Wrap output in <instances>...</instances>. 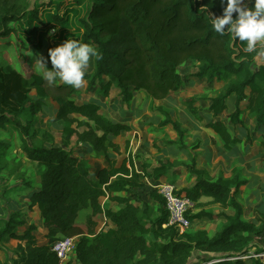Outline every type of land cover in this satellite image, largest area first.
<instances>
[{
    "label": "trees",
    "instance_id": "obj_1",
    "mask_svg": "<svg viewBox=\"0 0 264 264\" xmlns=\"http://www.w3.org/2000/svg\"><path fill=\"white\" fill-rule=\"evenodd\" d=\"M85 1L87 9L75 22L81 31L80 38L63 39L55 47L76 39L97 49L98 57L90 61L91 68L89 64L85 76L87 87L98 84L103 90L101 95L107 97L114 86L125 102L132 98V90L141 91L153 100H163L184 82L179 66L194 60L196 70L190 75L205 79L209 87L214 82L222 83L210 98L208 110L212 116H219L227 108V100L234 96L235 108L227 115L229 122L242 125L241 114L248 112L254 130L264 133V42L258 43L255 51L247 52L246 42L214 31L211 19L223 15L226 2L76 0V3L81 5ZM253 6L254 0H248V7ZM24 15L22 0H0V53L6 52L10 58L7 65H0V127L10 126L19 132L26 158L39 167V187L25 182L32 188L27 194L28 207H37L50 245L38 241L34 223L17 232V227L25 224L24 215L12 212L6 219H0L3 223L0 244L7 239L17 240L18 244L12 252L15 257L7 251L0 264H59L52 243L64 237H78L74 244L77 264H187L195 250L214 254L216 261L207 264H264V247L254 243L264 235V210H255L254 220L244 218L239 198L247 180L242 177V170L234 167L229 177L219 174L212 178L197 167L195 154L191 152L189 162L158 160L154 167L142 162L140 170L136 169L135 155L131 153L117 161L114 154H120V146L114 139L129 132L131 126L100 113L101 104L94 100L77 102L80 87L66 85L59 79L48 84L42 79L43 68L35 63L36 51L18 29ZM236 16L234 13L233 18ZM55 19L60 22V18ZM46 67L51 70L53 66L46 64ZM49 101L56 105L53 120L62 125L63 146L28 142L26 138L36 134L30 130L33 120L23 124L19 119L23 113L34 116L42 108L48 109ZM192 101L187 100L185 108L200 119ZM243 101L245 106L241 108ZM158 108L164 116L158 127L170 125L177 136L167 143L186 148L183 142L186 129L167 111ZM204 126L212 129L227 149L241 142V138L231 135L222 120L208 121ZM72 136L77 143L89 146L94 155L103 156L106 165L91 173L86 158L66 148ZM261 145L264 148V141ZM7 146L0 141V158ZM127 146L126 143L125 151ZM176 165L184 167L193 181L188 187L176 189L175 194L185 193L197 206H203L200 200L205 197L209 199L207 203L220 208L218 212L204 207L196 212L186 211L185 218L191 223L219 221L213 232L181 231L167 225L165 201L156 189L150 194L156 204L154 216L148 203L141 207L132 200L137 188L146 181H159ZM100 197L114 202L116 209L104 207ZM102 217L111 225L97 230ZM251 248L255 251L251 252Z\"/></svg>",
    "mask_w": 264,
    "mask_h": 264
},
{
    "label": "rangeland",
    "instance_id": "obj_2",
    "mask_svg": "<svg viewBox=\"0 0 264 264\" xmlns=\"http://www.w3.org/2000/svg\"><path fill=\"white\" fill-rule=\"evenodd\" d=\"M22 3L25 9V15L20 19L18 29L33 45L36 51V60L43 58L47 65L52 66L49 49L55 48V43L63 39L80 38L81 31L78 29L75 22L84 15L88 2L85 1L83 4L77 5L76 0H22ZM245 3L248 6V0H245ZM57 17L60 18V22L58 23L61 24L57 23L58 20L56 21L55 19ZM52 29H55L56 33L53 32ZM9 59V55L6 52L0 53V65H7L10 62ZM195 70L196 64L191 62L179 66L178 72L183 74V87L174 95L168 96L169 99L164 103L161 101L155 103L150 100V98L146 97L143 92L132 90V100H135L134 105L136 109L140 108L143 112L148 109V112L143 114L142 117H147L146 123H148L149 132L143 136L136 135L135 138L137 139H134L131 144L129 142L126 150L132 155H135V166L136 164H140V161L141 163L145 162L150 165L156 164L158 160H170L176 163H178V161L189 162L190 151L195 153L197 165L199 152H195L194 149L201 143L199 137L202 136L198 132H195L196 129L193 126L196 123L204 126V123L208 121L222 120L229 127L232 136L241 137V142L232 146L235 157L232 159L234 162L227 168V172H232L228 171L230 166L242 170V177L247 180V183L241 187L239 201L243 209L244 218L246 220H254L255 210H264V148L261 145V141H264V133L262 130H254L253 119L248 112H242L241 114L243 120L242 125H232L229 122L227 115L233 112L235 108L234 96L227 100V108L219 116L213 117L208 110L210 103L207 101L210 99L208 95L213 94L214 91L216 93L222 86V83L214 82L212 87H209L206 81L202 82L204 79L198 80L190 75ZM103 79L104 81L107 80L105 77ZM80 88L79 95L75 98L76 101L81 102L90 99L100 103V113L105 114L112 120H120L128 116V114H132L129 109L124 108V101L116 87L109 90L107 97L110 98L101 95L103 90L98 84L93 87H87V80H84ZM34 93V91H31V95H34ZM189 99H193L192 107L198 109L197 113L198 116L201 117L200 119L195 118L186 110L185 102ZM46 105L48 109L42 108V110L34 116H30L28 113H23L19 116L23 124H25L28 119L33 120V125L30 130L34 131L36 134L33 138L26 139L28 142H42L46 145L54 144L55 146H63L62 125L53 120L55 106L50 101L47 102ZM244 106L245 101L240 103L241 108H244ZM158 107L167 111L173 120L179 121L182 127L186 129L187 132L183 140L186 148L181 149L178 148L177 145L167 143V141L170 140L168 138L169 132L167 129H170V133H173L174 130L170 125L162 129L158 127L159 121L164 119L163 112L159 110ZM81 129L82 128H80V130ZM125 134L126 133H123L120 136H125ZM114 140L122 143L120 154H114L116 160L120 161L124 155L126 156L127 151H125V144L121 137H116ZM0 141L8 145L7 148L4 149L3 156L0 158V219H6L12 212L19 211L23 213V219H25L24 221H26V223L31 222L37 226L35 235L36 237L38 236V241L49 244L45 236L46 230L40 224L39 213L36 212V208L28 207V200L25 196L30 191L25 182L28 181L31 182L32 185L35 184L36 180L39 178V167L35 162L26 158L22 149V138L16 129L10 126L4 128L0 127ZM88 147L89 146L86 144L77 143L75 136L70 138L66 146L67 149H72L74 154L77 151H81L84 154L90 172L92 173L94 168L98 167L101 163L106 164V161L102 158V161L96 160L95 165L92 164V158H98V156L89 155L88 152H86L87 149H89ZM197 166H199V164ZM207 173L213 178L222 174L223 171L217 168H209ZM192 181L193 178L189 176L184 167L176 165L167 176L162 177L159 181L154 183L146 181L144 186L137 188L135 192H133L132 200L141 207L144 206V203H148V205L151 206V212L154 216L156 214V204L151 200L150 194L155 190L154 187L156 184H171L176 190L190 186ZM122 195L127 194L123 193ZM208 200L209 199L205 197L201 198L200 203H202L203 206H197L198 204L195 205L190 202L187 205L186 211L196 212L204 207V209L208 211L218 212L220 208L217 205L207 203ZM99 201L104 207L116 209V204L106 199V197H100ZM227 212H231V210H227ZM84 215L85 213H82L80 217L83 218ZM219 223V221L195 220L192 221L190 227L185 230L195 231L197 229H206L209 232H213L220 225ZM101 225L102 229H107L111 223L102 217L97 228ZM0 226H3V223L0 222ZM39 227L41 228L39 229ZM19 231H22L21 228H19ZM77 239L78 237H74L73 242L75 243ZM254 243L258 244L260 247H264V235L262 238H256ZM17 244L18 241L12 239H7L6 242L1 243V260L6 259L5 253L7 251L10 252L8 253L9 256L15 257L12 255V252L15 251ZM254 251L255 248H251V252ZM213 255L212 253H202L195 250L187 264L212 263L216 260ZM259 256L262 257L263 254ZM69 259V261L77 264L76 259H72V255L69 256Z\"/></svg>",
    "mask_w": 264,
    "mask_h": 264
},
{
    "label": "clouds",
    "instance_id": "obj_3",
    "mask_svg": "<svg viewBox=\"0 0 264 264\" xmlns=\"http://www.w3.org/2000/svg\"><path fill=\"white\" fill-rule=\"evenodd\" d=\"M225 2L223 15L211 19L214 31L221 36L230 34L233 40L246 42L247 52L255 51L258 43L264 42V0H254L253 7H248L245 0H221L222 4ZM234 13H237L236 18H233ZM49 56L53 66L51 70L46 67L43 58L35 61L43 68L42 79L48 84H54L59 79L66 85L79 88L84 83L90 61L98 57V52L91 44L68 39L49 49Z\"/></svg>",
    "mask_w": 264,
    "mask_h": 264
},
{
    "label": "crops",
    "instance_id": "obj_4",
    "mask_svg": "<svg viewBox=\"0 0 264 264\" xmlns=\"http://www.w3.org/2000/svg\"><path fill=\"white\" fill-rule=\"evenodd\" d=\"M189 62H191L193 64H196V62L194 60H189V61L183 63V65L184 64H187ZM180 74H181V76H183L182 73H180ZM196 79H198V78H196ZM202 82H205V79ZM184 85H187V84H184ZM181 87H183V86L181 85ZM113 88H115V87L114 86H111L110 89H113ZM180 88L177 91H180ZM177 91L171 92L169 94V97L172 96V95H174ZM214 95H215V91H214L213 94H211V95L209 94L208 96H209V98H211ZM169 97L168 98H165L163 100H153L151 98H150V100H152L155 103H159L160 101L164 103L167 99H169ZM107 98H110V97H107ZM207 101L210 102V99L207 100ZM123 103H124L123 104L124 105V108L129 109L132 114L131 115L128 114V116H126L125 118L120 119V120H115V121L128 123L131 126V130L129 132H127L125 134V136H117V138L118 137H121L123 139V143L124 144H126V143L128 144L129 142L131 144V143H133L134 139H137V138H135L136 135L143 136L144 134H146V133L149 132V129H148L149 126L147 125L148 123H146V118L147 117H142L143 114H145L146 112H148V109L145 110V112H143V110H141L140 108H137L136 109V106L134 105L135 104V100H132V98L128 102H125L124 101ZM128 105H130V106H128ZM54 106H55L54 107V111H56V105L54 104ZM105 107H106V105H105ZM103 115H105V114H103ZM193 127L196 129L195 132H198L202 136V137H199L201 139V143L197 146L196 149H194L195 152H197V153L199 152V155H198V158H197V165L199 164V166H197V167L198 168H201V169H204L206 171H208L209 168H214V169L217 168L218 170H222L223 171V173H222L223 176L229 177L232 174V172L231 173L230 172H227V168L229 167V165H231L232 162H234L232 160L235 157V155L233 154V149L232 148H230V149L225 148L223 146V141L221 140V138L212 129L207 128V127L202 126V125H199L197 123ZM167 131L169 132V137L168 138L170 140H175L176 139L175 132L171 131L173 133H170V129H167ZM155 133H159V132H155ZM116 142L119 144L120 149H122V143L119 142V141H116ZM129 148H130V146H129ZM86 152H88L89 155L94 156L93 151H91L90 149H87ZM190 152L192 154H195V153H193V151H190ZM127 153H130V152L127 151ZM127 153H126V155H127ZM75 154L76 155H79V156H84V154L81 151H77V152H75ZM123 157H125V155ZM102 158H103V156H100V157L98 156V158H94L93 157L92 158L93 159L92 164L95 165L96 160L102 161L103 160ZM94 165H93V167H94ZM105 165L106 164L101 163L99 166L100 167H104ZM140 165H141V161H140V164H138V165L136 164V169L137 170H140ZM156 165H157V163L156 164H151L150 166L151 167H154ZM233 168H234V166H230V168H229L228 171H232ZM39 184H40V178H38L36 180V182H35V184L33 186L35 188H38L39 187ZM27 188H29V187H27ZM29 189H30L29 192H31L32 188H29ZM25 196L27 198V195H25ZM27 200H28V198H27ZM34 208H36V212L39 213L37 207L34 206ZM29 223H31V222H29ZM29 223H26V221H25V224L23 226L17 227V232H22L26 228L25 226H27ZM40 224L42 226V220L41 219H40ZM19 228H21L22 231H19ZM40 228L41 227H39V229ZM12 240H14V239H12ZM1 251L2 250L0 249V252Z\"/></svg>",
    "mask_w": 264,
    "mask_h": 264
},
{
    "label": "built area",
    "instance_id": "obj_5",
    "mask_svg": "<svg viewBox=\"0 0 264 264\" xmlns=\"http://www.w3.org/2000/svg\"><path fill=\"white\" fill-rule=\"evenodd\" d=\"M154 188L164 198L165 207L168 213L167 225H173L182 231L188 229L191 225V222L185 218V212L187 205L191 201L185 195V193L175 194V189L170 184L158 183ZM100 229H102V225L97 228V230ZM73 238L74 237H64L52 243V250L56 253L59 259V264H65L69 262L70 255H72V259H75V243L73 242Z\"/></svg>",
    "mask_w": 264,
    "mask_h": 264
}]
</instances>
